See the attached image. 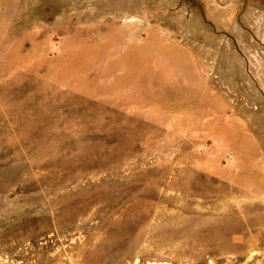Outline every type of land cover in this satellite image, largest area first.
<instances>
[{
	"label": "rangeland",
	"instance_id": "rangeland-1",
	"mask_svg": "<svg viewBox=\"0 0 264 264\" xmlns=\"http://www.w3.org/2000/svg\"><path fill=\"white\" fill-rule=\"evenodd\" d=\"M0 264H264V0H0Z\"/></svg>",
	"mask_w": 264,
	"mask_h": 264
}]
</instances>
